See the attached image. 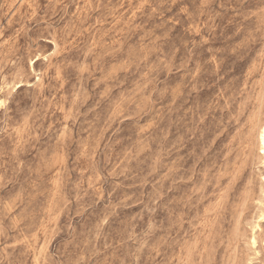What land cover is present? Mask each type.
<instances>
[{
    "label": "rangeland",
    "instance_id": "rangeland-1",
    "mask_svg": "<svg viewBox=\"0 0 264 264\" xmlns=\"http://www.w3.org/2000/svg\"><path fill=\"white\" fill-rule=\"evenodd\" d=\"M264 0H0V264H264Z\"/></svg>",
    "mask_w": 264,
    "mask_h": 264
},
{
    "label": "bare ground",
    "instance_id": "bare-ground-1",
    "mask_svg": "<svg viewBox=\"0 0 264 264\" xmlns=\"http://www.w3.org/2000/svg\"><path fill=\"white\" fill-rule=\"evenodd\" d=\"M259 141H260V145H261V151L262 154L264 155V126H262L259 130Z\"/></svg>",
    "mask_w": 264,
    "mask_h": 264
}]
</instances>
